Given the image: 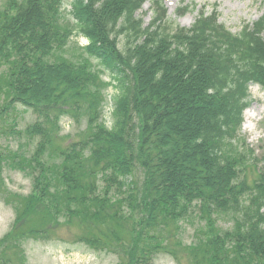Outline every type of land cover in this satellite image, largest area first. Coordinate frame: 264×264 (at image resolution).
I'll list each match as a JSON object with an SVG mask.
<instances>
[{
	"label": "trees",
	"instance_id": "16d2710c",
	"mask_svg": "<svg viewBox=\"0 0 264 264\" xmlns=\"http://www.w3.org/2000/svg\"><path fill=\"white\" fill-rule=\"evenodd\" d=\"M143 1L71 0L69 18L64 0L0 2V116L17 105L35 116L22 130L10 127L33 149L19 144L0 155V171L31 180L28 194L1 196L15 220L0 244L20 257L23 240L48 239L64 217L83 227L77 242L111 249L118 264H154L161 231L196 217L203 226L189 248L192 264H264V169L247 179L234 144L249 86L264 90V10L233 34L215 8L189 27L168 24L159 0L143 27L135 17ZM75 34L87 43L71 58ZM108 85L117 89L110 127L102 120ZM66 116L85 128L56 143ZM38 213L41 220L31 217ZM224 215L228 228L217 225Z\"/></svg>",
	"mask_w": 264,
	"mask_h": 264
},
{
	"label": "rangeland",
	"instance_id": "374dc122",
	"mask_svg": "<svg viewBox=\"0 0 264 264\" xmlns=\"http://www.w3.org/2000/svg\"><path fill=\"white\" fill-rule=\"evenodd\" d=\"M3 0H0V2ZM70 1L64 0L63 13L69 18ZM154 0H144L142 6L135 12V17L140 19L142 26L149 24L152 18L151 6ZM166 8V21L173 26L189 27L199 12L203 10L209 14L213 8L218 13V21L222 23L230 32L237 34L243 25H252L263 13L264 0H160ZM190 6L189 9L179 15L178 7ZM264 38V32H263ZM127 38L124 35L119 36V47L123 48ZM87 43V40L80 35H73L66 46V56L74 58L81 52V47ZM96 63L95 60H93ZM103 81H109L110 76L107 72L101 73ZM114 82V81H113ZM113 84V83H112ZM104 111L112 104L117 89L114 85H108L104 89ZM249 104L243 111V121L241 129L238 131L237 139L234 144L246 156L247 167L245 175L247 179L252 178L258 169H264V90L258 84L249 86ZM105 107V108H104ZM108 112V111H107ZM105 115V113H104ZM103 117V116H102ZM105 117V116H104ZM35 119V116L29 110H25L21 105H17L15 110H9L7 114L0 116V155L4 158L10 152L15 150L19 144L23 151H31L34 142L26 139L23 135H17L10 132V127L14 123L15 130L24 129ZM104 119V118H103ZM109 126L112 123V117L105 119ZM61 124V138L56 139V143L64 144L67 134L70 139H78L85 128V120L80 119L78 123L72 122L69 117H63ZM47 152L46 158L49 157ZM6 160V159H5ZM253 164V165H251ZM0 238L10 229L15 220V211L11 204H7L1 196L6 195L7 201L15 200L16 195L23 196L31 190V180L18 170H12L4 166L0 171ZM134 181L137 186L142 181V171L136 168L134 172ZM31 217L43 218L42 213L32 215ZM30 220V218H29ZM232 224L230 216H221L218 218L217 225L221 228H228ZM180 227L170 224L161 231L164 238V249L156 254L154 264H192L190 258V245L195 241L196 236H202L198 231L203 223L196 217L187 221L179 222ZM101 230L106 227L99 225ZM53 233L48 239L28 238L23 240L21 247L23 254L20 257L14 248L8 249V246L0 244V264H8L7 259L12 258L10 264H118L119 258L111 249L95 251L87 245L77 242L84 230L80 223L76 221H67L64 217H59V223L53 228ZM125 235H123L124 237ZM10 248V247H9Z\"/></svg>",
	"mask_w": 264,
	"mask_h": 264
}]
</instances>
